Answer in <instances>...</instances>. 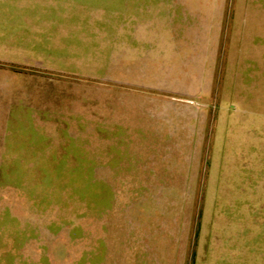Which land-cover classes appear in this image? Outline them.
Masks as SVG:
<instances>
[{
    "label": "rangeland",
    "instance_id": "1",
    "mask_svg": "<svg viewBox=\"0 0 264 264\" xmlns=\"http://www.w3.org/2000/svg\"><path fill=\"white\" fill-rule=\"evenodd\" d=\"M140 1L75 0V22L113 32L119 8L148 4L138 20L169 23L177 116L138 100L153 121L133 150L21 162V112L0 103V264H264V0Z\"/></svg>",
    "mask_w": 264,
    "mask_h": 264
},
{
    "label": "crops",
    "instance_id": "2",
    "mask_svg": "<svg viewBox=\"0 0 264 264\" xmlns=\"http://www.w3.org/2000/svg\"><path fill=\"white\" fill-rule=\"evenodd\" d=\"M74 2L0 0V103L6 118L21 112V140L30 144L21 162H106L109 141V150H133L130 136L147 132L149 115L153 121L152 111L129 112L138 100L173 107L177 116V97L165 87L181 84L187 61L177 49L176 68L169 23L148 29L138 16L150 6L134 4L119 8L113 32H92L87 17L75 22Z\"/></svg>",
    "mask_w": 264,
    "mask_h": 264
}]
</instances>
